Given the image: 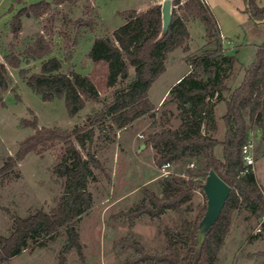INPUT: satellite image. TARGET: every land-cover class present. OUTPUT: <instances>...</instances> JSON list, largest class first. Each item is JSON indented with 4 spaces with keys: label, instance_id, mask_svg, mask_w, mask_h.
<instances>
[{
    "label": "trees",
    "instance_id": "obj_1",
    "mask_svg": "<svg viewBox=\"0 0 264 264\" xmlns=\"http://www.w3.org/2000/svg\"><path fill=\"white\" fill-rule=\"evenodd\" d=\"M78 0H41L23 6L13 15L11 30L18 36L22 30L23 16L42 17L56 6L73 4ZM244 11L255 22L264 21V6L260 0H244ZM122 14V12H120ZM125 22L111 35L94 39L88 56L106 70L105 79L94 73L62 71V60L57 56L44 59L52 51L51 44L40 35L28 49L29 57L43 59L39 72L27 78L28 85L45 101L64 99L70 116L77 115L87 101L102 103L101 108L88 114L83 125L71 129L47 127L39 119H21V125L34 132L22 140L14 155L4 158L0 167V183L30 153H42L48 146L61 143L64 152L54 172L65 179V190L57 204L50 210L36 209L25 217L15 216V227L9 235H0V263L45 239L55 237L66 228L65 242L59 252V263L66 264L67 255L75 249L84 262V244L77 229L78 222L94 203L89 180H97L95 169L104 170L101 160L90 149L96 129L113 140L111 133L133 124L143 116L153 119L154 128L145 141L155 151L158 166L166 162L184 164L160 181V193L143 186V197L120 215L133 225L143 215L160 218L166 211L190 213L179 227L165 226L159 234H165L166 243L161 248H147L134 234L115 242L121 249H131L119 264H219L220 252L226 244L231 229L232 213L240 206L250 210L257 219L264 217V193L253 168L244 161L243 146L257 126L264 137V40L257 45L254 60L244 66V73L237 86L232 87V77L238 50L227 53L221 36L218 17L205 0H174L172 22L167 35L157 40L162 30L161 4L144 10L129 9L124 12ZM199 19L206 32L207 48L200 54H190L187 60L196 67H203V75L192 69L169 90L162 105L172 102L177 112L166 110L157 118V107L149 97L154 82L165 72L171 51L186 44L190 32L187 21ZM68 21H72L69 17ZM187 49V48H186ZM20 55L9 52L0 56V104L3 93L9 89L8 65L19 68ZM24 73L22 70L21 73ZM111 88L109 97H102V89ZM226 103L222 116L225 125L223 139L213 132L218 129L216 106ZM180 120L178 126L172 119ZM221 145V155L217 146ZM194 163L190 166V163ZM214 169L231 187V194L222 214L209 232L203 246L197 249L196 234L199 222L206 210V201L195 204L198 192H202L209 171ZM264 230V221L262 222Z\"/></svg>",
    "mask_w": 264,
    "mask_h": 264
},
{
    "label": "rangeland",
    "instance_id": "obj_2",
    "mask_svg": "<svg viewBox=\"0 0 264 264\" xmlns=\"http://www.w3.org/2000/svg\"><path fill=\"white\" fill-rule=\"evenodd\" d=\"M41 0H0V56L14 52L21 56L19 68L8 65L10 86L3 93L0 104V167L4 158L14 155L22 140L31 135V127L21 125V119H32L36 115L39 124L47 127L71 129L83 125L89 113L101 108L102 103L87 101L86 107L77 115L70 116L65 100L56 98L45 101L27 83V78L40 71L43 59L29 57L28 49L43 35L51 44L52 51L44 59L57 56L62 60V71L94 73L105 79L106 70L95 64L88 56L89 49L98 36L111 35L126 20L124 12L129 9L144 10L163 0H78L73 4L56 6L42 17L23 16L22 30L14 36L11 22L16 11L25 5ZM218 17L221 36L227 53L235 54L239 49L234 73L229 84L235 87L244 73V66L255 57L256 47L264 40V21L255 22L244 11V0H206ZM264 1V0H263ZM122 12V14L120 13ZM71 17L72 21H68ZM190 36L185 46L171 51L166 61L165 72L150 88L149 97L157 107V118L166 110L177 112L174 103L157 105L167 87L186 69H194L197 76L203 75V67L194 68L187 60L190 54H200L207 48L203 23L194 17L187 21ZM223 34V35H222ZM187 48V49H186ZM243 63V64H241ZM24 71V73L21 71ZM112 89H102V97L111 96ZM221 101L217 109L218 129L213 134L223 139L225 125L222 113L226 104ZM224 110V111H222ZM180 120L172 119L171 125L178 126ZM154 128L153 119L146 115L133 124L111 133L107 138L101 127H95V137L90 149L101 160L104 170L95 169L97 180L90 179L88 187L93 193L91 210L77 224L84 244L85 261L73 249L67 255L66 264H119L132 253L121 249L115 242L125 236L135 235L147 248H161L165 234L159 230L165 226L179 227L182 219L190 213L166 211L160 218L143 215L131 225L122 211L129 209L143 197V186L160 193L163 178L161 166L153 157L150 145L145 141ZM143 135V136H142ZM250 137L255 143L254 156L257 182L264 193V137L256 126ZM145 147H142L144 146ZM64 147L61 143L48 146L42 153H30L17 167L3 177L0 183V235H9L15 227V216L25 217L36 209L50 211L65 190V179L54 172L61 161ZM221 155L222 147L217 146ZM184 164H173L172 171H183ZM206 201L204 193L198 192L195 204ZM249 209L240 206L232 213L231 229L226 244L220 252L219 264H264V230ZM66 228L43 244L25 249L14 258L0 264H58L59 252L65 242Z\"/></svg>",
    "mask_w": 264,
    "mask_h": 264
},
{
    "label": "water",
    "instance_id": "obj_3",
    "mask_svg": "<svg viewBox=\"0 0 264 264\" xmlns=\"http://www.w3.org/2000/svg\"><path fill=\"white\" fill-rule=\"evenodd\" d=\"M173 9L174 0H163L161 4L162 30L157 40H161L167 35L172 22ZM202 190L207 205L196 234L197 249L203 246L212 227L220 218L232 187L214 169H211L202 184Z\"/></svg>",
    "mask_w": 264,
    "mask_h": 264
},
{
    "label": "built area",
    "instance_id": "obj_4",
    "mask_svg": "<svg viewBox=\"0 0 264 264\" xmlns=\"http://www.w3.org/2000/svg\"><path fill=\"white\" fill-rule=\"evenodd\" d=\"M254 149H255V143H254L253 139L250 137L248 139L247 143L244 144V146H243L244 161H245V165L247 167L246 171H248L249 168H253L254 169L255 162H256L255 156H254ZM189 165L193 166L194 163L192 162ZM172 167H173V163H171V162H166V163L162 164V166H161V169L163 171L162 172V176L163 177L169 176L173 172L172 169H171ZM263 221H264V218L260 222V225H262Z\"/></svg>",
    "mask_w": 264,
    "mask_h": 264
},
{
    "label": "crops",
    "instance_id": "obj_5",
    "mask_svg": "<svg viewBox=\"0 0 264 264\" xmlns=\"http://www.w3.org/2000/svg\"><path fill=\"white\" fill-rule=\"evenodd\" d=\"M260 3L264 6V1L263 0H260ZM222 32V31H221ZM223 35V34H222ZM238 50V54H239V49H237ZM240 62V61H239ZM241 64H243V63H241ZM243 66H245V64H243ZM191 71V68H186L178 77H177V79L172 83V84H170L168 87H167V89H166V91L164 92V94L160 97V99L158 100V102H155L157 105H160L161 103L163 104V102H164V100L168 97V94H169V90L172 88V86L173 85H175L183 76H185L186 74H188L189 72ZM243 77V76H242ZM242 79V78H241ZM241 81V80H240ZM238 85V84H237ZM236 85V86H237ZM150 92V91H149ZM224 102V101H223ZM222 102V103H223ZM225 103V102H224ZM226 104V103H225ZM221 105V102H219L218 104H217V106H216V115H217V109H218V107ZM222 111H224V110H222ZM225 111H226V107H225ZM225 113V112H224ZM224 113H222V114H224ZM223 116V115H222ZM217 117V116H216ZM217 122H218V120H217ZM142 147H145V145L144 146H142ZM150 147H151V149H152V151H153V157H154V154H155V151H154V149H153V147L150 145Z\"/></svg>",
    "mask_w": 264,
    "mask_h": 264
}]
</instances>
